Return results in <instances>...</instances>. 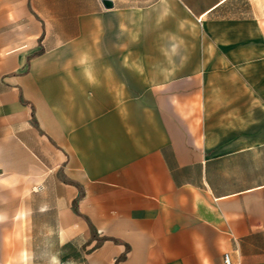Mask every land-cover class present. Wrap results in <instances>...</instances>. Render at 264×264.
<instances>
[{
  "label": "crops",
  "instance_id": "obj_1",
  "mask_svg": "<svg viewBox=\"0 0 264 264\" xmlns=\"http://www.w3.org/2000/svg\"><path fill=\"white\" fill-rule=\"evenodd\" d=\"M14 30L52 264H264V0H0Z\"/></svg>",
  "mask_w": 264,
  "mask_h": 264
},
{
  "label": "rangeland",
  "instance_id": "obj_2",
  "mask_svg": "<svg viewBox=\"0 0 264 264\" xmlns=\"http://www.w3.org/2000/svg\"><path fill=\"white\" fill-rule=\"evenodd\" d=\"M5 40L11 42L12 52L0 53V264H52L48 245L55 238L57 222L48 210L41 211L51 209V183L45 182L46 190L39 192L40 183L30 180L36 173V155L42 152V131L34 103L15 85L32 72L37 53L28 56L21 68L19 45L26 37L14 30ZM6 58L12 61L5 65ZM44 155L48 173L51 155L45 150Z\"/></svg>",
  "mask_w": 264,
  "mask_h": 264
},
{
  "label": "water",
  "instance_id": "obj_3",
  "mask_svg": "<svg viewBox=\"0 0 264 264\" xmlns=\"http://www.w3.org/2000/svg\"><path fill=\"white\" fill-rule=\"evenodd\" d=\"M107 9L113 8V3L111 1H103Z\"/></svg>",
  "mask_w": 264,
  "mask_h": 264
},
{
  "label": "built area",
  "instance_id": "obj_4",
  "mask_svg": "<svg viewBox=\"0 0 264 264\" xmlns=\"http://www.w3.org/2000/svg\"><path fill=\"white\" fill-rule=\"evenodd\" d=\"M225 264H232L229 255H225Z\"/></svg>",
  "mask_w": 264,
  "mask_h": 264
}]
</instances>
